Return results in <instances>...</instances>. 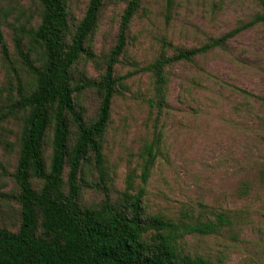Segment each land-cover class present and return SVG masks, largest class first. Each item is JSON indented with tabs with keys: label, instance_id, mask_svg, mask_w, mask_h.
<instances>
[{
	"label": "rangeland",
	"instance_id": "rangeland-1",
	"mask_svg": "<svg viewBox=\"0 0 264 264\" xmlns=\"http://www.w3.org/2000/svg\"><path fill=\"white\" fill-rule=\"evenodd\" d=\"M128 0H105L94 31L85 42L93 55L72 68V80L97 81L117 42L122 11ZM264 0H142L126 31L123 53L114 76L124 77L154 62L161 54L197 48L250 22ZM89 0H66L72 33ZM37 0H0V27L11 66L22 78L14 39L40 21ZM69 33V32H68ZM69 33V34H71ZM68 38V37H67ZM32 58L35 56L32 54ZM0 53V116L18 99L13 71ZM163 102L150 74L134 73L117 87L103 141L110 196L116 199L133 174L135 192L144 190V213L178 218L187 211L195 219L225 225L213 235L179 240L184 254L212 264H264V23L242 30L220 48L174 63L165 69ZM76 110L90 123L99 107L95 90L73 95ZM22 114L0 121V228L16 232L20 206L13 181L18 158ZM74 132V126L70 124ZM48 131L44 159L51 154ZM5 142L10 146H5ZM152 144L156 153L146 183H141V153ZM68 168L63 174L66 181ZM93 165L84 168L79 204L96 207L104 198L96 186ZM41 183L33 181L38 189ZM10 196V197H7Z\"/></svg>",
	"mask_w": 264,
	"mask_h": 264
},
{
	"label": "trees",
	"instance_id": "trees-1",
	"mask_svg": "<svg viewBox=\"0 0 264 264\" xmlns=\"http://www.w3.org/2000/svg\"><path fill=\"white\" fill-rule=\"evenodd\" d=\"M104 1L89 0L84 17L71 33L66 0H37L41 7L40 21L35 29L26 32L27 51L24 52L20 36L14 39L21 71L30 78L25 85L11 66L0 27V53L13 71L18 94L0 121L22 114L18 158L12 174L19 192L11 197L20 206V226L16 232L0 228V264H212L208 259L184 254L179 240L188 235L217 234L226 224L225 217L219 214L213 221H201L187 211L176 219L148 216L142 206L144 190L135 192L133 174L127 176L120 195L112 199L103 141L111 104L123 79L134 73L150 74L155 92L163 102L167 67L193 63L196 57L223 47L242 30L264 23V2L261 12L241 27L197 48L179 49L171 57L161 54L151 64L124 77H115L114 66L125 48L126 31L142 1L128 0L121 14L116 45L109 52L100 79L74 82L72 68L82 58L93 59L85 42L94 31ZM166 1L169 5L172 0ZM87 89L95 90L99 97L98 110L90 123L76 110L73 99V95ZM70 124L74 126L73 133ZM48 131L51 154L47 164L44 146ZM155 156L152 144L144 146L140 174L143 184ZM90 165L104 198L96 207H82L79 182L84 168ZM35 180L41 183L38 189L32 186ZM261 180L264 184V171Z\"/></svg>",
	"mask_w": 264,
	"mask_h": 264
}]
</instances>
